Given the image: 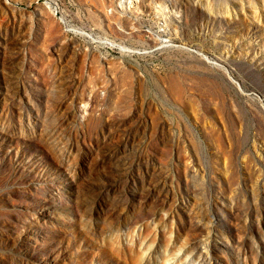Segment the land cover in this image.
<instances>
[{"label":"rangeland","instance_id":"374dc122","mask_svg":"<svg viewBox=\"0 0 264 264\" xmlns=\"http://www.w3.org/2000/svg\"><path fill=\"white\" fill-rule=\"evenodd\" d=\"M0 264H264V0H0Z\"/></svg>","mask_w":264,"mask_h":264}]
</instances>
